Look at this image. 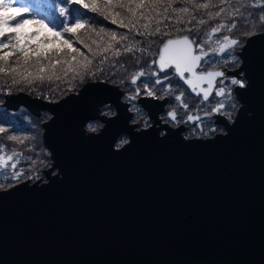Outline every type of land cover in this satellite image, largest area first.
I'll list each match as a JSON object with an SVG mask.
<instances>
[{
  "label": "water",
  "instance_id": "obj_1",
  "mask_svg": "<svg viewBox=\"0 0 264 264\" xmlns=\"http://www.w3.org/2000/svg\"><path fill=\"white\" fill-rule=\"evenodd\" d=\"M263 44L259 33L246 39L232 71L247 77L243 105L207 138L134 130L122 90L105 80L56 101L7 93L10 109L51 113L53 163L46 181L0 189V264H264V81L253 70L264 73ZM106 101L117 113L86 132Z\"/></svg>",
  "mask_w": 264,
  "mask_h": 264
},
{
  "label": "snow or ice",
  "instance_id": "obj_2",
  "mask_svg": "<svg viewBox=\"0 0 264 264\" xmlns=\"http://www.w3.org/2000/svg\"><path fill=\"white\" fill-rule=\"evenodd\" d=\"M62 2H69V0H62ZM175 0H102V5L98 0H92L91 3L85 2V0H71V3L78 4L84 9H88L93 13H98L103 16L105 19H110L112 24H119L120 27L127 28L129 31L136 30L135 35L144 37L143 43L147 47H140L141 42H137L133 45L123 46L125 53H133L134 49L139 50L141 53H147L148 49L151 48L153 43H159L161 46L157 48L158 59H153L147 66L155 64L158 66V71H153L151 75L155 76L154 81H143L145 88V94L148 96H155V92L152 89L147 87L148 83H153L154 86H162L165 93L172 92V81L174 77H178L176 80L177 87H182L180 81H183V84L188 85L192 93H195L197 96H200L202 93V100L208 101L209 96L213 92L214 80L217 77H225L224 71H206L201 68V62L208 63L205 59L209 52L205 51V45L212 39V36L216 33H219L221 30H227L228 32H233L239 30L244 34L251 35L259 33L264 35V3L261 0H204L203 3H198L197 0H185V3L191 5V9L199 12V10H210L218 9L215 12L207 11L206 15L209 20L217 19L223 16V19L229 21L228 23H217L214 27H211L210 32L204 34L203 38H200L199 41L196 37L190 38L189 35H183L177 38H168L164 39L166 36H170V33L167 31H162L161 25L164 20L172 19L168 15L169 10L178 13L174 20V24H191L192 20H196V16L192 15V10L189 7H180L178 9L173 8V3ZM162 8L163 11L157 15L160 17L157 19L152 13H156L157 8ZM50 10H56L57 5L55 0H52V3L48 5ZM124 9L129 13L126 16H121V13L111 12L112 9ZM15 9V11H13ZM141 9H146L147 11H140ZM40 9L37 8V11ZM30 8L28 7H16L12 0H0V73H10L12 74V84H18L22 80L27 83H32L34 79L44 80L45 72H49L48 80H52L55 75L56 65H61L60 71L67 76L71 72L72 79H76L79 76L81 79L86 75H95L96 72H103L104 63L108 60V56H103L104 53H108L113 47V42L119 43L116 41V33L110 32V41L107 42V46L103 48L93 49L88 43L79 40L73 41L72 36H76L78 31L85 27L87 21L82 20L81 18H75L74 22L69 25L68 23L59 22V28L52 27L49 28V31L53 33L51 37L45 35L39 44L35 46L30 41L34 37H39L40 32H23L21 29L28 23H32L37 28H47L48 24L45 19H39L33 17L31 21L25 20L21 17L24 14L28 13ZM60 16H67L68 9L60 7L58 9ZM187 14L189 19L185 20L184 16ZM145 19L148 22L140 25V30L137 26L140 24L141 19ZM155 23L154 30L151 29V24ZM208 21L205 19L197 20V25H205ZM91 27V25H89ZM164 28H168L167 24L163 25ZM176 31H196L197 37H199V28H185L180 29L176 28ZM105 29L101 28L99 32L96 33L99 36L101 33H104ZM70 34L68 38H65V34ZM158 37L157 40H153L151 43L148 42V37ZM121 40L127 41L129 39L128 35L122 34L120 37ZM61 42L62 45L66 46L69 51H63L61 48L42 49V44ZM74 43L82 44L84 48L91 53V57L81 50L80 47L74 46ZM93 44H96L97 41L93 40ZM218 47L211 48V52L215 54H221L227 52L229 49H234L235 46L241 44V41L236 38H231L228 35L223 36L222 40L218 39L216 41ZM7 50V51H5ZM32 54H35L37 64H39L41 59H47L49 64L47 68L41 66L38 72L33 75V73L28 72L25 69L24 72L18 73V68L22 67L21 61L23 64H28L32 59ZM113 56L119 57L121 51L117 48L113 53ZM231 55V53H229ZM15 57L16 67L9 66L10 57ZM103 56V59L99 61V67L95 71L92 70L93 60L98 57ZM59 57V58H57ZM82 58V59H81ZM113 68H116L119 71L123 68V64L119 65L117 68L116 63L113 62ZM171 69V71H168ZM199 69V71H198ZM163 73L161 76L160 74ZM115 75V73H112ZM187 74V75H186ZM20 76V80L16 76ZM145 76L144 71L136 72L131 76V84L135 85L137 80L140 77ZM227 79V77H225ZM55 79L59 80L61 77L55 75ZM165 81H168L165 84ZM207 83V88L200 87L201 84ZM223 84V80L221 81ZM232 85H239L240 87H245L243 81L232 78ZM135 95L129 96V100H135L136 97L140 95V89H134ZM215 96L217 97H230L231 92L225 91V87H219L215 91ZM184 93L181 92L179 95L175 96V100L180 102L179 106L183 109H188V104L183 102ZM199 103V102H198ZM234 105L225 104L224 100H219L215 102V106L211 108L210 112L205 113V116H211L213 114H226V107L232 108ZM136 106L133 105V108ZM130 111L132 109H129ZM168 116L171 120L175 121L177 118L176 111H171L168 113ZM134 119V118H133ZM199 115H187V122H196L201 120ZM215 131V129H212ZM8 132V129L0 127V134H5ZM8 140L17 142L19 144H24V142L29 137H20L17 135H8ZM27 150L30 152H36V148L29 145ZM21 160L30 162L35 166L40 161V156L37 152L35 157L28 156L24 157L23 152L12 150L9 154L6 147L0 143V181H18L23 175V168H18ZM34 178V177H29ZM4 185L0 183V188Z\"/></svg>",
  "mask_w": 264,
  "mask_h": 264
},
{
  "label": "trees",
  "instance_id": "obj_3",
  "mask_svg": "<svg viewBox=\"0 0 264 264\" xmlns=\"http://www.w3.org/2000/svg\"><path fill=\"white\" fill-rule=\"evenodd\" d=\"M60 2H62V0H60ZM85 2L87 3H91L92 0H85ZM98 2L101 3L102 5V0H98ZM198 3H203L204 0H197ZM213 2H217V0H213ZM249 2H252V0H249ZM262 3H264V0H261ZM73 4V3H72ZM68 7L69 3H65L64 2V7ZM189 7L190 10L191 9V5H188L185 3V0H175V2L173 3V8L174 9H178L180 7ZM71 7L73 8L74 12L72 13V15H75V13H77L78 15H80L81 19L84 21H87V24L85 25L86 28H90L93 29L94 33L92 35H90L84 42H86L88 39L90 38H94L96 37V33L99 32V30L101 28L108 30L111 27L113 28H123L120 27L119 25L116 24H112L110 22V19H105L103 16L99 15L98 13H93L91 11H89L88 9H84L82 8L80 5L78 4H73L71 5ZM218 9H210V10H199V12L192 10V15L196 16V20H192L191 24H185V23H181V24H174V20L176 18V16L178 15V13L173 12L171 9L169 10L168 15L170 17H172V19L169 20H164L163 24L161 25L162 31H167L170 33V36L173 35H189L190 38L196 37L199 41L200 38H203L204 34L207 32H210L211 27H214L217 23H228L229 21L223 19V16L217 19H213V20H209L208 16L206 15L207 11H212L215 12ZM111 12H120L121 16H126L129 13H127L126 10L124 9H112L109 10ZM140 11H147L146 9H141ZM163 11L162 8H157L156 9V13H152L153 16H155L157 19H159L160 17L157 15L158 13H161ZM77 17V16H76ZM56 21L50 23L52 26L59 28V22H64V23H68L69 25H71L74 21H71V19L69 21H66L65 19L60 18L59 16H55L54 17ZM205 19L208 21L207 24L205 25H197V20L199 19ZM184 19L187 20L189 19V17L187 16V14H185ZM148 21L145 19H141L140 20V24L137 26L138 29L143 30L140 28V25H143L144 23H147ZM167 24L169 27L168 28H164L163 25ZM89 25H91V27H89ZM155 23L153 22L151 24V29L155 28ZM199 28V37H197V33L196 31L193 32H188V31H176V28H180V29H185V28ZM127 29V28H125ZM129 30V29H128ZM21 31L23 32H36L37 30H34L33 28L30 29H21ZM81 32V30H79ZM135 31L136 30H132L127 32L128 35H135ZM256 34V33H255ZM47 35L49 37H51L53 35L52 32H50L49 30H43L40 32V36L39 37H34L32 41H30L29 43L33 44L34 46L36 44H39L40 41L43 39V37ZM70 34H65V38H68ZM228 35L231 38H236L239 39L241 41V44L239 45H244V43L246 42V39L250 36L247 34H244L242 31L239 30V26L237 30H233V32H228L227 30H221L219 33H216L212 36V39L205 45V50H211V48L213 47H218L216 41L218 39L222 40L223 36ZM253 35V34H251ZM77 37L79 38V35L76 36H72L71 39L72 40H77ZM169 37V36H166ZM164 37V38H166ZM144 38V37H143ZM151 38L153 37H148L149 40H151ZM158 38V37H156ZM79 40H81L79 38ZM150 42V41H149ZM74 46H76V44L74 43ZM77 47V46H76ZM120 47V46H119ZM42 49H53V48H61L63 51H69V49H67L66 46L62 45L61 42L57 41L55 43H48V44H42L41 45ZM121 49V48H120ZM123 50V49H121ZM7 51V50H5ZM233 49H229L227 52L225 53H221V54H215L213 53L216 58L214 57L213 61L211 62V64H222V63H228V62H237L239 60V57H234L232 54ZM85 53H87L85 51ZM229 53H231V55H229ZM89 56L91 57V54H89ZM103 56H105L103 54ZM103 56H98L93 60V64H92V70L95 71L97 67H99V61L101 59H103ZM108 59H110V55H107ZM36 58L35 54H32V59L29 61L28 64H23V61H21L22 67L18 68V73L20 72H24L25 69H27L28 72L33 73V75H35L36 73L34 72V70H39V68L41 66H44L45 68H47L49 61L47 59H41L40 63L37 68H35V65H33V63L36 62V60H34ZM59 58V57H57ZM128 59V62L130 61L131 57L130 54L128 56L121 54L120 58L115 60L117 61L118 64H122L123 62H125V60ZM9 66L10 67H16V63H15V57H10L9 59ZM61 65H56V70H55V75H59L61 77V79L57 80L55 79V75L53 76V79L50 81L48 80V75L50 74L49 72H45L44 75V80L41 81L39 79H34L32 81V83H27L26 81H21L18 84L13 85L12 84V74L10 73H0V103L2 102V98L4 97V95H6L7 93H18L21 91L30 93L33 96H40L42 98L51 100V101H56L61 99L62 97H64L65 95H67L68 93L71 92H78L79 89L83 86L84 83H86L87 81L90 80H98V79H103L106 81H110L116 84H119L117 82L118 78L115 77L114 75L111 74L110 71H106L104 70L103 72H96L95 75H86L84 76L83 79H81L79 76L76 77V79H72V73L69 72L67 76H64V74L60 71ZM16 78L18 80H20V76L17 75ZM60 81L57 85L53 86L52 83H56ZM35 82V83H33ZM37 83V84H36ZM40 83V84H38ZM36 119V116L33 115L31 113L30 110L21 107L18 108L17 110H10L6 107H3V109H0V126L1 127H7L9 128L12 132H14L16 135L19 134H25L29 132H33L35 129V124L33 123L34 120ZM2 143V142H0ZM8 153L10 154L11 151L13 150L10 147H7V144L2 143ZM24 157H28V156H32L35 157L34 155H25L23 154ZM30 162H27L25 160H21L20 165H18V167L22 168V166H27V164L29 165ZM34 180L36 179L35 175H33ZM12 181H0V183L3 184H10Z\"/></svg>",
  "mask_w": 264,
  "mask_h": 264
},
{
  "label": "flooded vegetation",
  "instance_id": "obj_4",
  "mask_svg": "<svg viewBox=\"0 0 264 264\" xmlns=\"http://www.w3.org/2000/svg\"><path fill=\"white\" fill-rule=\"evenodd\" d=\"M168 37L164 38L165 40ZM152 40H157L158 38H151ZM161 45L159 43L152 44L151 48L148 49L147 53L145 54V57L139 58L141 61V67L135 71H144L145 76L140 77L137 80V83L135 85H132L131 82L128 85L129 94L125 90V88L120 87L122 90V96L121 99L128 103V110L132 109L130 111V118L129 121L131 124L134 125V130H143V129H156L160 136L171 134V133H177L182 135L186 139H195V138H207L212 137L217 133H226L228 131V128L226 127L225 122H222L221 119L224 118V120L232 124L237 117L241 107H242V101L239 98L237 89L240 87L239 85H232L231 79L236 78L241 81H245L244 84L246 85L247 77L245 75V71L242 70L239 72V75H236L234 71L237 69L239 65L234 66L235 62H228V63H222V64H211V62L214 60L213 58L216 56L209 50H205L209 52V55L205 58L208 63H204V61L201 62V68L206 71L211 70H219L225 72V77H217L214 80L213 84V92L209 96L208 101L202 100V93L200 96H197L195 93L191 92V89L188 87V85L183 84V81H180V85L182 87H177L176 80H178V77H174L172 81V92L171 93H165L162 86H154L153 83H148L147 87L149 89H152L155 92V96H148L145 94V88L143 81H154L156 79L155 76L151 75L153 71H158V66L153 64L151 67H148L147 65L153 60L158 59L157 56V48ZM147 47V45L143 46ZM234 57H237L236 55ZM239 61V60H238ZM168 71H171L169 69ZM199 71V69H198ZM161 76L163 73L160 74ZM187 75V74H186ZM223 80V84H221V81ZM112 83V82H111ZM168 81H165V84H167ZM115 84V83H113ZM225 87V91L231 92L230 97H217L215 96V91L219 87ZM200 87L207 88V83L201 84ZM139 88L140 89V95L136 97L135 100H129V96L135 95L134 89ZM181 92L184 93L183 102L188 104V109H183L179 106L180 102L175 100V96L179 95ZM219 100H224L226 106L231 104L234 105L232 108L226 107V114L220 115V114H213L210 117L205 116V113L210 112L211 108L215 106V102ZM199 102V103H198ZM106 103V102H104ZM103 103V104H104ZM110 107L108 111H103V104L100 107V116L94 119H90L86 122L84 125L86 132H90L89 128L90 125H98L94 124L95 122H101V126L98 128V131L101 130V128L105 124V120L102 119V115L106 116H112L117 113V109L115 105L111 102ZM133 105L136 107L133 108ZM108 107L105 109L107 110ZM171 111H176L177 118L175 121L171 120V118L168 116V113ZM199 115L201 116V120L196 122H187V115ZM134 118V119H133ZM88 124V127L86 128V125ZM222 128L223 130L220 132H215V134H211L213 131L212 129H219ZM172 130H175L172 131ZM97 131V130H96ZM130 140V134L128 131L122 132L115 142L116 147H121L123 144L129 142Z\"/></svg>",
  "mask_w": 264,
  "mask_h": 264
},
{
  "label": "rangeland",
  "instance_id": "obj_5",
  "mask_svg": "<svg viewBox=\"0 0 264 264\" xmlns=\"http://www.w3.org/2000/svg\"><path fill=\"white\" fill-rule=\"evenodd\" d=\"M12 2L15 4L16 7H28L30 8V11L26 14H24L23 19L25 20H29L31 21L33 17L39 18V19H45L48 27L44 28H37L35 27L32 23H28L24 26L23 29H30L33 28L34 30H37L39 32L43 31V30H49V28H52L54 26H52L50 23L56 21L55 20V16H59L62 19H65L66 21H69L71 19V21H74L75 18H81L80 15H78L77 13H75V15H72V13L74 12L73 8L71 7V5H73L71 3V0H69V6L64 7V2H60V0H55L57 8L56 10H50L48 8V5L52 3V0H12ZM60 7H64L66 9H68V15L65 16H60L58 9ZM37 8H39L40 10L37 11ZM13 11H15V9H13ZM77 16V17H76ZM119 25V24H116ZM80 31H78L77 35H79V38L82 41H85L90 35H92L94 33L93 29L90 28H82L80 29ZM154 30V29H152ZM110 32H115L116 35V41H119V43H115L113 42V47L112 49L109 50L108 53H104L105 56L110 55V59H108L104 65L103 68L106 71H110L111 74L115 73V77L118 78L117 82L119 83L118 85H120V87L125 88V90L128 92V85L131 81V76L133 74H135V71L137 69H139V67H141V63H140V57L142 55V57H145V54H142L139 50L134 49L133 53H125L123 49V46H128V45H133L136 44L138 41L141 42L140 47L145 46V44L143 43L144 38L141 36H137V35H128L127 32H129L128 29L125 28H113L111 27L108 30H105L104 33H101L99 36H96L94 38H90L86 41V43H88L93 49H98V48H103L107 46V42L110 41V36L108 35V33ZM179 32V31H178ZM122 34L128 35L129 39L127 41L121 40L120 37ZM156 38V37H153ZM95 40L97 41L96 44H93L92 41ZM74 42L77 40H73ZM150 41V42H149ZM153 40H149L148 42L151 43ZM158 43V42H157ZM77 47H80L81 50L83 52H87L85 54L89 55L91 53L88 52V50L86 48L83 47L82 44L79 43H75ZM154 44V43H153ZM120 46V47H119ZM243 45H237L234 47L232 54H234L233 56H238L239 57V61H237V63H235L234 66H238L239 63H241L242 61V57L239 55L240 50L242 49ZM117 48H121V54L128 56L130 54V61L128 62V59L125 60V62H123V68H121L119 71L116 70V68L112 67L113 62L116 63L117 68H119V65L117 63V59L120 58L119 57H115L113 56V52L117 49ZM37 58H35L34 60H36ZM82 59V58H81ZM39 64H41L39 62ZM37 64V62L33 63V65H35V68H37V66L39 65ZM35 73L38 72V70H34ZM113 75V74H112ZM106 81V80H105ZM60 81L56 82V83H52L53 86L57 85ZM110 82V81H109ZM245 82V81H243ZM35 83V82H33ZM113 83V82H112ZM37 84V83H36ZM40 84V83H38ZM116 84V83H115ZM77 92V91H76ZM69 94V93H68ZM129 94V92H128ZM5 97V95H4ZM4 97L2 98V102L0 103V109L3 107L8 108L7 106L4 105ZM40 97V96H39ZM110 103H108V101H106V103L103 104V111H108L109 107H110ZM23 107V106H21ZM20 107V108H21ZM108 107L107 110H105ZM25 108V107H24ZM10 109V108H8ZM27 109V108H26ZM13 110V109H10ZM29 110V109H28ZM14 111V110H13ZM51 113L48 111V109H43L42 113L40 116H36V119L34 120V124H35V129L33 132H29L25 133V134H19L17 136L20 137H29L30 139L26 140L24 142V144H19L17 142L14 141H10L8 140V135H16L14 132H12L9 128L4 127L6 129H8V132L5 134H0V142L7 144V147L12 148L13 150L16 151H20L23 152V154L27 155H34L36 156L37 152L40 156V161L42 162H38L35 166H33L31 163H29V165L27 164V166H22L23 170H24V175L18 180V181H12L10 184L6 183L3 184L4 186L0 189H4V188H8L10 186H13L16 183H19L21 181L24 180H28L31 183L41 179L42 181H46V169L49 168L52 163V157H51V153L50 151L47 149V147L44 144L43 141V131H44V123L50 118ZM94 124H98V125H90V127H88V124L86 125V128H89L90 132H98V128L102 125L101 122H95ZM1 127V126H0ZM97 130V131H96ZM223 129L219 128V129H215V131H213L211 134H215V132H221ZM31 145L33 147L36 148V152H30L27 150V147ZM19 168V167H18ZM21 168V167H20ZM57 169H54L53 172H56ZM33 175H35L36 179L34 180V178H29V177H33Z\"/></svg>",
  "mask_w": 264,
  "mask_h": 264
},
{
  "label": "bare ground",
  "instance_id": "obj_6",
  "mask_svg": "<svg viewBox=\"0 0 264 264\" xmlns=\"http://www.w3.org/2000/svg\"><path fill=\"white\" fill-rule=\"evenodd\" d=\"M176 36H183L182 34H180V35H173V36H169L168 38H171V37H176ZM167 38V39H168ZM260 49H262V51L260 50ZM255 51H258V53H257V55H260V51H261V55L264 57V44H263V46H261V47H259V48H257V49H255ZM253 70H255V71H257V73H258V75H259V78H260V80H262V81H264V73L262 72V70H261V68L260 67H254V69ZM98 80H103V79H98ZM90 81H95V80H90ZM88 82V81H87ZM17 93V92H16ZM66 96V95H65ZM4 101H5V97H4ZM4 105H5V103H4ZM21 106H23V105H21ZM20 106V107H21ZM19 107V108H20ZM101 107V106H100ZM99 107V108H100ZM18 109V108H17ZM154 130H156V129H154ZM157 131V130H156ZM172 131H174L175 132V130H172ZM169 136H171L172 138L174 137H180V138H183V139H185L186 140V138H184L182 135H180V134H177V133H169L168 134ZM246 145V144H245ZM241 146H242V144H241ZM247 146V145H246ZM203 150V149H202ZM207 151V150H206ZM209 154V153H208ZM216 237V236H215ZM221 237V236H220Z\"/></svg>",
  "mask_w": 264,
  "mask_h": 264
}]
</instances>
